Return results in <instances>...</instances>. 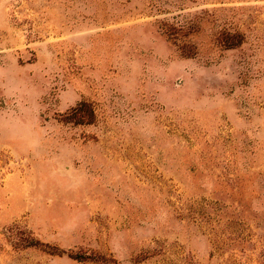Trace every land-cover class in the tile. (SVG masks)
<instances>
[{
	"label": "rangeland",
	"instance_id": "374dc122",
	"mask_svg": "<svg viewBox=\"0 0 264 264\" xmlns=\"http://www.w3.org/2000/svg\"><path fill=\"white\" fill-rule=\"evenodd\" d=\"M0 264H264V0H0Z\"/></svg>",
	"mask_w": 264,
	"mask_h": 264
}]
</instances>
